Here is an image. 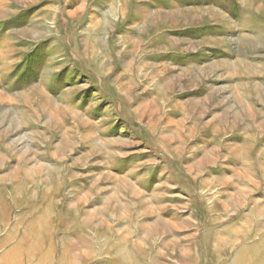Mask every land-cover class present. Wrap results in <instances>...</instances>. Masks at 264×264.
<instances>
[{"label":"rangeland","instance_id":"374dc122","mask_svg":"<svg viewBox=\"0 0 264 264\" xmlns=\"http://www.w3.org/2000/svg\"><path fill=\"white\" fill-rule=\"evenodd\" d=\"M0 196V264L264 255V0H0Z\"/></svg>","mask_w":264,"mask_h":264},{"label":"bare ground","instance_id":"6f19581e","mask_svg":"<svg viewBox=\"0 0 264 264\" xmlns=\"http://www.w3.org/2000/svg\"><path fill=\"white\" fill-rule=\"evenodd\" d=\"M47 214L44 213L42 217L33 222L32 227H30L31 237H23L17 240L16 245L12 246L4 254L2 264H22L25 260L31 259L36 261L35 264H54L52 261V251L44 248L41 238L43 232L47 234ZM11 238L12 236L9 235L8 239ZM242 252L243 254L237 257L234 264H264V255H259V248ZM64 263L62 260L61 264Z\"/></svg>","mask_w":264,"mask_h":264}]
</instances>
